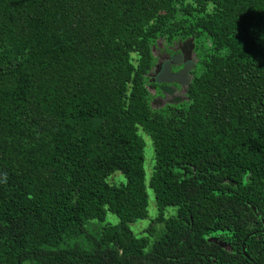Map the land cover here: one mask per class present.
Returning a JSON list of instances; mask_svg holds the SVG:
<instances>
[{
	"label": "trees",
	"instance_id": "16d2710c",
	"mask_svg": "<svg viewBox=\"0 0 264 264\" xmlns=\"http://www.w3.org/2000/svg\"><path fill=\"white\" fill-rule=\"evenodd\" d=\"M0 264H264V0H0Z\"/></svg>",
	"mask_w": 264,
	"mask_h": 264
},
{
	"label": "rangeland",
	"instance_id": "374dc122",
	"mask_svg": "<svg viewBox=\"0 0 264 264\" xmlns=\"http://www.w3.org/2000/svg\"><path fill=\"white\" fill-rule=\"evenodd\" d=\"M186 51L189 50V44H186L185 47ZM186 53V52H185ZM179 58V57H178ZM176 58V59H178ZM162 66L159 69V72H161ZM179 78H182V76H179ZM139 134L141 135V137L144 139L145 144H146V148L144 151L145 154V163H144V170H145V176H146V185L148 184L150 175H151V166H152V160H153V149H152V145H151V141L149 140V138H147L145 135H143V133H141V131H139ZM107 182L110 185H115V186H119L120 184L125 183V180L123 178V176L119 173H115L113 176H111ZM147 194L149 196V200H148V218L144 221H140L136 224L131 225V231L138 237L139 234H141L150 224V222L154 219L155 217V207H154V199H153V194L152 191L147 188ZM107 219L110 220V223L112 224H116L117 223V219L115 216L113 215H108Z\"/></svg>",
	"mask_w": 264,
	"mask_h": 264
},
{
	"label": "water",
	"instance_id": "95a60500",
	"mask_svg": "<svg viewBox=\"0 0 264 264\" xmlns=\"http://www.w3.org/2000/svg\"><path fill=\"white\" fill-rule=\"evenodd\" d=\"M191 50H192V47H190V49L187 51V54L185 53L183 56L187 59V60H190V56H191Z\"/></svg>",
	"mask_w": 264,
	"mask_h": 264
},
{
	"label": "flooded vegetation",
	"instance_id": "af4514ba",
	"mask_svg": "<svg viewBox=\"0 0 264 264\" xmlns=\"http://www.w3.org/2000/svg\"><path fill=\"white\" fill-rule=\"evenodd\" d=\"M167 90H169V89H167ZM175 99H174V101H178V97H174Z\"/></svg>",
	"mask_w": 264,
	"mask_h": 264
}]
</instances>
